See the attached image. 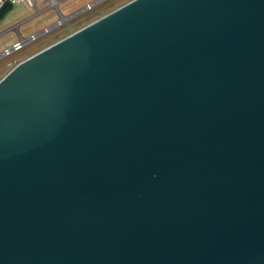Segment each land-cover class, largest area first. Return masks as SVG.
<instances>
[{
	"label": "water",
	"instance_id": "1",
	"mask_svg": "<svg viewBox=\"0 0 264 264\" xmlns=\"http://www.w3.org/2000/svg\"><path fill=\"white\" fill-rule=\"evenodd\" d=\"M0 264H264V0H131L11 69Z\"/></svg>",
	"mask_w": 264,
	"mask_h": 264
},
{
	"label": "rangeland",
	"instance_id": "2",
	"mask_svg": "<svg viewBox=\"0 0 264 264\" xmlns=\"http://www.w3.org/2000/svg\"><path fill=\"white\" fill-rule=\"evenodd\" d=\"M60 1L62 0H48L45 2L44 0H36V4L34 6H29L27 4L18 5L14 8H11L3 20L0 21V80L21 61L31 57L53 43L61 40L62 38L70 35L76 30L131 0H112L111 2L105 4L104 7L98 8L96 11L87 15L85 14V16L57 29L55 32H53V34L43 37L38 41L25 44L21 49L15 50V48H18L17 43L19 42L20 38L27 39L30 34L37 32L43 26L55 22L56 12H49L38 19L34 24L21 26L19 28L16 27L17 24L23 21L29 15L46 6H51L52 9H55L56 4H58ZM85 1L87 0H78L80 4L81 2ZM11 46L14 47V50L10 51L9 54L8 52L3 53L5 50L11 48Z\"/></svg>",
	"mask_w": 264,
	"mask_h": 264
},
{
	"label": "flooded vegetation",
	"instance_id": "3",
	"mask_svg": "<svg viewBox=\"0 0 264 264\" xmlns=\"http://www.w3.org/2000/svg\"><path fill=\"white\" fill-rule=\"evenodd\" d=\"M111 1L112 0H90V1L87 0L85 2H81V4H80L78 2V0H62L58 4H56L55 9H52L51 6H46L42 9L34 12L33 14L26 17L23 21L18 23L16 27L19 28L21 26L34 24L38 19H40L41 17H43L44 15H46L52 11L56 12L55 22L48 24L46 26H43L37 32L30 34V36L27 39L20 38L19 42L17 43V45L19 44V46H17L18 48H15V50L21 49L25 44L31 43L33 41L34 42L38 41L43 37H47V36L53 34V32H55L57 29L64 27L65 25L69 24L70 22L85 16V14L87 15L89 13L96 11L98 8L104 7L105 4H107L108 2H111ZM56 3H57V1H56ZM121 6H119V7H121ZM118 8H116V9H118ZM116 9H114V10H116ZM114 10H111L107 14L101 16L100 18L108 15L109 13L113 12ZM100 18H98V19H100ZM98 19H96V20H98ZM96 20H94V21H96ZM94 21L90 22L89 24L93 23ZM89 24H87V25H89ZM87 25H85V26H87ZM85 26H83V27H85ZM82 28H80V29H82ZM80 29H78V30H80ZM78 30H76V31H78ZM73 33H71V34H73ZM66 37H64V38H66ZM64 38H62V39H64ZM9 49L14 50V47L11 46V48H9ZM9 49L5 50L3 53L8 52V54H9V52H10Z\"/></svg>",
	"mask_w": 264,
	"mask_h": 264
},
{
	"label": "built area",
	"instance_id": "4",
	"mask_svg": "<svg viewBox=\"0 0 264 264\" xmlns=\"http://www.w3.org/2000/svg\"><path fill=\"white\" fill-rule=\"evenodd\" d=\"M45 1L48 0H44V2ZM24 4H27L29 6H34L36 4V0H0V11L6 6H10L14 8L18 5H24ZM17 46H19V44Z\"/></svg>",
	"mask_w": 264,
	"mask_h": 264
},
{
	"label": "trees",
	"instance_id": "5",
	"mask_svg": "<svg viewBox=\"0 0 264 264\" xmlns=\"http://www.w3.org/2000/svg\"><path fill=\"white\" fill-rule=\"evenodd\" d=\"M12 7L10 6H6L5 8H3L1 11H0V21L3 20V18L5 17V15L11 10Z\"/></svg>",
	"mask_w": 264,
	"mask_h": 264
},
{
	"label": "crops",
	"instance_id": "6",
	"mask_svg": "<svg viewBox=\"0 0 264 264\" xmlns=\"http://www.w3.org/2000/svg\"><path fill=\"white\" fill-rule=\"evenodd\" d=\"M77 2V1H76Z\"/></svg>",
	"mask_w": 264,
	"mask_h": 264
}]
</instances>
